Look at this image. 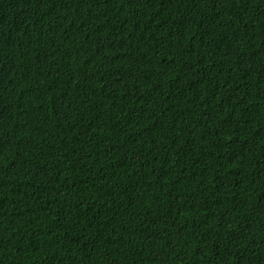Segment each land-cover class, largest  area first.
Masks as SVG:
<instances>
[{"label": "trees", "instance_id": "16d2710c", "mask_svg": "<svg viewBox=\"0 0 264 264\" xmlns=\"http://www.w3.org/2000/svg\"><path fill=\"white\" fill-rule=\"evenodd\" d=\"M0 264H264V0H0Z\"/></svg>", "mask_w": 264, "mask_h": 264}]
</instances>
